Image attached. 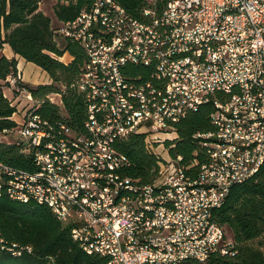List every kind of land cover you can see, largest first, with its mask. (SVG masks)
Segmentation results:
<instances>
[{"label": "built area", "instance_id": "2783aa9c", "mask_svg": "<svg viewBox=\"0 0 264 264\" xmlns=\"http://www.w3.org/2000/svg\"><path fill=\"white\" fill-rule=\"evenodd\" d=\"M140 2L135 15L117 0H96L56 30L87 55L77 82L87 107L84 129L34 116L40 103L27 91L33 105L0 139H23L34 169L15 167L19 178L2 179L10 164L0 162V193L23 200L24 183L34 184L33 202L57 203L60 212L68 207L61 218L73 224L83 248L102 257L112 252L113 264L205 263L234 253L215 210L264 166V0ZM170 29H178L179 41H170ZM131 58L140 66L132 67ZM205 104L214 106L215 131L193 138L205 141L217 162L196 152L184 163L170 154L179 124ZM118 132L145 135L159 159L158 179L143 183L127 175L132 162L116 147ZM201 169H209V178H201ZM122 189H140V196H122ZM143 209L157 219L143 217ZM8 247L32 252L0 238V252Z\"/></svg>", "mask_w": 264, "mask_h": 264}, {"label": "trees", "instance_id": "16d2710c", "mask_svg": "<svg viewBox=\"0 0 264 264\" xmlns=\"http://www.w3.org/2000/svg\"><path fill=\"white\" fill-rule=\"evenodd\" d=\"M96 0H58L55 16L59 25L75 19ZM137 15L140 0H117ZM41 0H0V50L8 44L16 55L34 63L47 72L51 82L37 86L20 83L21 89L30 92L39 101L35 115L52 123L67 120L70 126L82 131L87 118L86 102L78 92L77 82L87 59L83 47L57 36L52 19L40 11ZM56 37L61 38L60 43ZM66 53L69 61L61 60ZM18 75V60L0 55V133L18 127L13 119L17 107L4 94L2 82ZM61 94L63 107L50 95ZM212 104H205L190 112L179 124V140L171 149L172 157L183 156L188 163L205 154L198 133L215 131L211 120ZM170 142H168V145ZM26 143L20 137L14 142L0 141V162L27 170L34 169L32 156L24 152ZM116 147L132 162L127 175L140 182L150 183L160 176L158 157L149 151L145 135L132 134ZM217 222L227 227L234 241L233 254L217 253L205 263L189 264H264L262 255L250 247L253 241L264 239V166L253 179L232 188L226 204L215 210ZM0 224L6 241L20 246H31L32 252L21 255L4 250L0 264H108V258L88 254L72 238L71 223H63L46 205L21 203L6 196L0 198Z\"/></svg>", "mask_w": 264, "mask_h": 264}, {"label": "bare ground", "instance_id": "6f19581e", "mask_svg": "<svg viewBox=\"0 0 264 264\" xmlns=\"http://www.w3.org/2000/svg\"><path fill=\"white\" fill-rule=\"evenodd\" d=\"M170 41H179V31L178 29H170ZM131 66L132 67H139L140 66V59L138 58H131ZM178 74H185V65H178ZM36 108H34L35 110ZM36 111V110H35ZM34 116H38L35 115ZM61 123L65 124V126H70L67 120H61ZM127 139V133L125 132H118V141H123ZM201 139V138H195ZM202 140V139H201ZM2 141V139H0ZM204 147H206L205 141H202ZM206 159L210 162H217V153L215 151H208V147H206ZM20 177V170L15 169V167L10 165H4V172H2V179H16ZM201 178H209V169H201ZM192 182H199V174H192ZM0 188H5V181H0ZM24 193L26 194V199L20 200L12 197L8 194L0 193V198L3 196L8 197L13 201H18L21 203L29 204H39L45 205L41 203L33 202L35 200V185L31 183H24ZM122 196H140V189H122ZM48 206V205H46ZM56 216V218L63 222L69 223V219H62L61 215H68V207H61V212L58 210L57 203H49L48 206ZM143 217H150V219H157V212H154L153 209H143ZM0 238L2 241H6L2 235V228L0 224ZM72 238L79 243L81 248L87 252L88 254L92 255L95 254V249L92 247H85L83 248L82 240L77 236L73 235ZM18 245V244H15ZM148 249H158V242H148ZM4 250H8L13 252L15 255H21L22 252L26 251L27 249H15V247H8ZM103 257L108 258V264H113V253L112 252H103ZM194 261L203 262V259H194Z\"/></svg>", "mask_w": 264, "mask_h": 264}, {"label": "rangeland", "instance_id": "374dc122", "mask_svg": "<svg viewBox=\"0 0 264 264\" xmlns=\"http://www.w3.org/2000/svg\"><path fill=\"white\" fill-rule=\"evenodd\" d=\"M57 2L58 0H41L39 4L40 11H42L45 15L49 16L52 19L53 26L56 29L60 26L59 21L55 16V7ZM56 39L59 43L62 40L59 37H56ZM7 50H9V48L7 45H5L4 48L0 50V55H6ZM19 59L21 63L18 62V75L16 76L17 82H14L15 76L11 75V80L7 79L5 82H2V85L4 94L12 101L13 105L17 107L16 118L22 122L25 112L33 105V102H30L28 100V96H26L27 91L21 89L20 83H26L28 85L37 86L41 84H47V82L50 81V78L48 77V74L40 68H36L28 64V61L26 59H22L21 56L19 57ZM24 63L25 65H23ZM20 74L21 78H19ZM53 101H57V104L61 103V97L57 96ZM61 107L63 106L61 105ZM17 138H19L18 135H7L2 138V141L14 142ZM225 229L228 238L232 239V234L230 230L227 227H225ZM250 247L258 251L264 259V239L253 241L252 243H250Z\"/></svg>", "mask_w": 264, "mask_h": 264}, {"label": "crops", "instance_id": "0c3cea01", "mask_svg": "<svg viewBox=\"0 0 264 264\" xmlns=\"http://www.w3.org/2000/svg\"><path fill=\"white\" fill-rule=\"evenodd\" d=\"M5 45H7L8 46V48H9V50H7L6 51V56L9 58V59H12V58H16L17 60H18V62L19 63H21L20 62V59H19V55H16L14 52H13V50H12V48L8 45V44H5ZM67 56H68V58H67ZM22 59H24L23 57H21ZM67 58V59H66ZM63 59H66V60H64V61H69L70 60V55L68 54V53H66L65 55H64V57H63ZM28 64H30V65H32V66H34V67H36V68H40L39 66H37V65H35V64H33V63H31V62H28ZM23 65H25V63L23 64ZM41 70H43L42 68H40ZM45 72V71H44ZM45 73H47V72H45ZM48 74V73H47ZM48 77L50 78V76L48 75ZM51 82V78H50V81H48L47 83H50ZM17 113V112H16ZM16 113L14 114V116H13V119L20 125V123H22L23 122V119H22V122L21 121H19L17 118H16ZM23 118H24V116H23Z\"/></svg>", "mask_w": 264, "mask_h": 264}]
</instances>
